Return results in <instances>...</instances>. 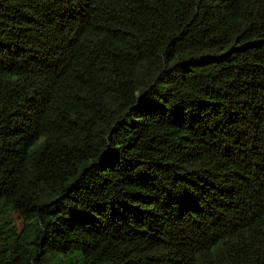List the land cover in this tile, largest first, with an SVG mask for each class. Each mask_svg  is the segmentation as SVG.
Returning <instances> with one entry per match:
<instances>
[{
  "label": "trees",
  "instance_id": "obj_1",
  "mask_svg": "<svg viewBox=\"0 0 264 264\" xmlns=\"http://www.w3.org/2000/svg\"><path fill=\"white\" fill-rule=\"evenodd\" d=\"M0 264H264V0H0Z\"/></svg>",
  "mask_w": 264,
  "mask_h": 264
}]
</instances>
